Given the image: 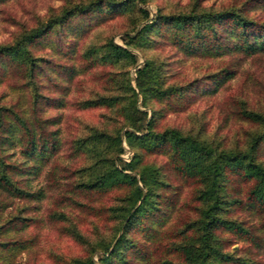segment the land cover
<instances>
[{
    "label": "rangeland",
    "instance_id": "374dc122",
    "mask_svg": "<svg viewBox=\"0 0 264 264\" xmlns=\"http://www.w3.org/2000/svg\"><path fill=\"white\" fill-rule=\"evenodd\" d=\"M94 1L97 0H0V44L13 42L24 29L58 17L75 4L92 5L85 12H72L54 24L40 41L27 46L35 60V87L26 77V70L13 72L1 65L4 69L7 67L5 71L9 70L0 79L2 102L9 104L17 100L20 105H31L32 93L36 92L49 98V101L41 99L36 111L41 117L52 118L47 127L56 131L59 149L57 155L47 160L40 157L31 160L39 170L30 174V184L41 188L44 196L32 203L28 216L33 219L21 231L29 239V245L16 249L8 258L0 253V264H73L74 258L91 250L92 243L110 240L118 234L119 212L130 200L132 186L117 184L85 191L80 185L87 181L89 174L106 167V158L117 149L111 136L127 121L139 124L143 120V115L134 113L129 104L132 91L127 76L135 77L131 59L111 55L107 50L109 39L121 44L125 41L123 33L141 21L142 13L138 0H127L120 8L94 4ZM200 1L205 6L222 8L232 0ZM191 2L146 0L152 13L156 7L163 12L187 9ZM255 12L264 17V9L257 8ZM134 42L138 63L149 57L160 68L158 90L146 91L142 97L143 106L153 110L155 131L176 127L217 148L227 149L247 146L251 137L262 130L261 125L243 119L240 111L250 108L264 113V54L256 57L191 55L169 42L159 41L157 32L139 36ZM221 68L233 70L234 75L212 93L205 88L212 84L208 75ZM131 83L134 85L132 80ZM187 84L193 87L175 98L157 95L162 86ZM95 131L104 132L108 138L92 140ZM122 145L123 156L128 158L131 149L124 142ZM9 151L12 157L26 160L19 153V146ZM258 152L264 162V140ZM142 155L135 165L154 163L167 178L168 185L161 189L155 212L156 218L165 219L171 228L165 240L153 248L151 224H157V219H140L129 235L141 242L142 247L151 243V256L145 261L138 253H128L132 259L130 264H155L162 256H175L170 252L172 243L182 240L180 232L197 217L201 203L194 194L200 183L175 171L167 152H143ZM238 182L239 195L244 197L251 181L238 177ZM248 219L257 222L258 215L251 212ZM186 232V235L194 234L192 229ZM160 242L161 246L166 244L163 249L158 247ZM230 242L229 249L236 246L237 252L246 254L245 240L232 236ZM253 254L264 264L263 252ZM180 258L172 261L179 262Z\"/></svg>",
    "mask_w": 264,
    "mask_h": 264
},
{
    "label": "trees",
    "instance_id": "16d2710c",
    "mask_svg": "<svg viewBox=\"0 0 264 264\" xmlns=\"http://www.w3.org/2000/svg\"><path fill=\"white\" fill-rule=\"evenodd\" d=\"M138 1L141 21L123 33L125 41L122 44L109 39L107 50L111 55L131 59L135 77L127 76L132 91L129 104L134 113L143 115V120L139 124L127 121L111 136V142L115 139L117 149L106 158V167L89 174L87 181L80 185L82 190L91 191L129 184L132 186L131 197L120 209L118 234L110 240L92 243L91 250L74 258L73 264H115V260L120 264H130L132 259L128 252L138 253L146 261L152 249L157 248L154 244L169 235L171 225H167L165 219L156 218L155 212L161 189L168 185L167 178L154 163L135 165L143 152H167L175 171L200 183L194 194L201 203L197 217L180 232L182 240L172 243L170 252L175 256H162L155 264H263L258 262L253 252L264 253V162L258 152L264 140V113L250 108L240 111L243 119L263 127L242 148H217L213 143L197 135L183 133L176 127L155 131L152 128L153 110L150 106H143L142 97L146 91L158 90L161 84L160 68L149 57L138 63L134 41L144 34L157 32L159 41L169 42L191 55L260 56L264 54V17L255 9H264V0H232L222 8L205 6L200 0H192L187 9L163 12L156 7L154 13L146 0ZM95 3L120 8L127 0H97ZM91 6L89 3L75 4L63 10L58 17L24 29L13 42L0 44V79L9 72L5 71L7 67L4 69L1 65L8 66L13 72L24 69L26 77L35 87V60L28 53L27 46L40 41L54 24L62 22L72 12H85ZM233 75V70L229 68L211 72L208 79L212 84L205 88L214 93ZM180 86H162L157 95L160 98H175L188 87H193L192 84ZM46 97L39 92L32 93L31 105H20L17 100L7 104L0 100V253L5 258L10 257L16 249L29 245V239L21 231L33 219L28 216L32 203L44 196L41 188L36 189L30 184V174L39 170L31 160L55 156L59 149L56 131L47 127L53 122L52 118L41 117L36 111L41 99L49 101ZM93 134L92 140L106 136L104 132L95 131ZM122 142L131 149L128 158L123 156L125 147ZM15 146H19V153L26 160L12 157L9 149ZM238 177L251 181L244 197L239 195ZM251 212L258 215L257 222L248 219ZM144 217L157 219V224H151L152 240L155 238L154 242L151 241L153 248L150 247L151 243L142 247L141 242L129 235ZM190 229L195 235H186V230ZM232 236L247 242L246 254L237 252L236 246L234 249L228 248ZM161 245L160 242L158 247ZM178 256L181 257L179 262L172 261Z\"/></svg>",
    "mask_w": 264,
    "mask_h": 264
}]
</instances>
